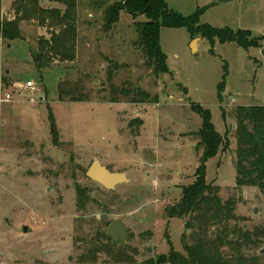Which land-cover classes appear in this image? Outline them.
Returning <instances> with one entry per match:
<instances>
[{"label": "rangeland", "instance_id": "obj_1", "mask_svg": "<svg viewBox=\"0 0 264 264\" xmlns=\"http://www.w3.org/2000/svg\"><path fill=\"white\" fill-rule=\"evenodd\" d=\"M122 1L1 0L0 19L18 20L21 38L12 42L0 33V101L13 96L0 103V264H155L173 247L187 256L184 245L199 237L229 241L235 229L264 230V193L236 181V113L241 106H264L263 49L212 46L197 37L193 52L196 39L187 29L162 28L170 73L156 74L139 42L143 15L123 11L119 23L105 29L108 8ZM165 1L185 17L200 11L201 24L264 38V0ZM70 3L77 28L73 56L47 50L40 69L41 39L61 32L50 13H65ZM226 73L220 103L218 85ZM29 81L41 90L36 103L17 86ZM139 91L149 102H134ZM193 105L209 110L216 131L230 142L208 161L206 179L224 202H235L236 221L210 227L195 220L200 212L168 218L183 188L194 183L203 155L197 135L203 120ZM94 161L130 182L106 190L86 175ZM116 219L130 228L129 240L112 251L123 261L106 252L89 260L108 244L101 234ZM189 222L193 229L186 228ZM258 241L241 250L264 263V238ZM235 249L225 244L219 250L230 261Z\"/></svg>", "mask_w": 264, "mask_h": 264}, {"label": "trees", "instance_id": "obj_2", "mask_svg": "<svg viewBox=\"0 0 264 264\" xmlns=\"http://www.w3.org/2000/svg\"><path fill=\"white\" fill-rule=\"evenodd\" d=\"M1 6V0H0ZM68 11H51L54 15L56 25L61 28L58 34L52 33V39H41V53L35 58V63L40 69L44 67L45 59L43 54L48 50L50 53L62 56L68 59L73 56V44L77 35L76 17L72 8L74 4H69ZM71 9V10H70ZM126 11L136 18L143 15L145 22L138 23L139 42L143 47L146 56L152 63L156 74H169L170 70L167 64V55L161 47V29H181L185 28L191 34L193 39L197 37L207 39L212 46L216 42L221 44L236 43L240 47L249 50L250 48H262L264 38H254L249 30L216 29L207 24L200 23L202 13L196 12L190 17H185L169 9L165 0H123L115 3L108 8L105 15V29L111 30L120 21L121 12ZM0 33L3 39L16 41L21 38L19 21H9L4 23L0 19ZM71 42L72 45H69ZM227 73L223 82L218 85V99L223 102V92L225 90ZM140 96L135 103L149 102L150 95L147 92L139 91ZM193 110L199 113L203 120V127L197 133L201 139L203 155L200 159V166L196 170L195 181L193 184L184 187L180 202L170 210H167L169 219H182L192 213H202V218L210 227L215 224L234 221L235 202L230 199L224 202L220 196V188L207 182V163L210 159L216 157L221 148H228L229 140L216 131L212 121L211 113L201 106L193 105ZM237 119V185L239 187L258 188L264 193V106H241L236 113ZM52 120V134L58 136L54 119ZM54 121V122H53ZM142 124V121H140ZM79 195L82 190H78ZM236 221V220H235ZM188 230L193 229V223L186 225ZM260 231H262L260 233ZM101 236L108 240V244L95 252L89 253V260L96 262L97 255L106 252L113 256L116 262L123 260L112 253L114 246L111 245L106 233ZM192 236V235H191ZM191 236H189L191 238ZM260 238H264V230L256 229L254 232H244L242 229H235L232 240L226 241L227 238L217 237L209 238L203 241L201 237L195 240L194 244L186 243L184 251L187 256L171 248L169 254L160 255L155 264H264L261 257H246L241 248L258 245ZM192 241V242H193ZM232 246L236 248L235 259L228 261L220 252L223 246ZM106 248V249H105ZM94 251V250H93Z\"/></svg>", "mask_w": 264, "mask_h": 264}, {"label": "water", "instance_id": "obj_3", "mask_svg": "<svg viewBox=\"0 0 264 264\" xmlns=\"http://www.w3.org/2000/svg\"><path fill=\"white\" fill-rule=\"evenodd\" d=\"M199 40H194L192 44L193 52H197L196 43L198 45ZM87 177L101 185L108 191H114L119 185L129 183V179L126 174L115 173L110 171L99 161H94L87 170ZM254 213H258V209L254 210ZM130 228L122 219L114 220L106 231V236L110 240L112 246L117 244H125L129 240Z\"/></svg>", "mask_w": 264, "mask_h": 264}, {"label": "built area", "instance_id": "obj_4", "mask_svg": "<svg viewBox=\"0 0 264 264\" xmlns=\"http://www.w3.org/2000/svg\"><path fill=\"white\" fill-rule=\"evenodd\" d=\"M19 89L23 90L24 92H28L29 93V101L31 103H36V99H35V95L37 93H39L41 90L40 88H38L36 86V84L32 81H29L23 85H17ZM19 94L21 95L22 94V91L19 92ZM13 100V96L12 94H5L4 95V98L1 99L0 103L4 104V103H11Z\"/></svg>", "mask_w": 264, "mask_h": 264}, {"label": "crops", "instance_id": "obj_5", "mask_svg": "<svg viewBox=\"0 0 264 264\" xmlns=\"http://www.w3.org/2000/svg\"><path fill=\"white\" fill-rule=\"evenodd\" d=\"M199 42H200V41H199ZM198 48H199V47H198V45H197V52H198Z\"/></svg>", "mask_w": 264, "mask_h": 264}]
</instances>
